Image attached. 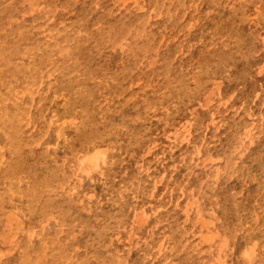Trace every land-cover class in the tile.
<instances>
[{
  "label": "rangeland",
  "instance_id": "rangeland-1",
  "mask_svg": "<svg viewBox=\"0 0 264 264\" xmlns=\"http://www.w3.org/2000/svg\"><path fill=\"white\" fill-rule=\"evenodd\" d=\"M0 262L264 264V0H0Z\"/></svg>",
  "mask_w": 264,
  "mask_h": 264
},
{
  "label": "bare ground",
  "instance_id": "bare-ground-1",
  "mask_svg": "<svg viewBox=\"0 0 264 264\" xmlns=\"http://www.w3.org/2000/svg\"><path fill=\"white\" fill-rule=\"evenodd\" d=\"M122 1L124 2V0H122ZM128 1H130V0H128ZM34 4H35V3H33V5H34ZM134 4H135V3H134ZM32 7H33V6H32ZM35 7H36V6H35ZM37 8H38V7H37ZM141 9H142V8H141ZM142 10H143V9H142ZM29 12H30V11H29ZM157 16H158V15H157ZM157 16H156V17H157ZM62 18H63V17H62ZM50 19H51V18H50ZM48 20H49V19H48ZM57 23H58V22H57ZM61 23H62V22H61ZM57 26H58V25H57ZM66 29H67V28H66ZM46 30H47V29H46ZM47 33H48V31H47ZM50 34H51V33H50ZM121 41H122V40H121ZM118 45H119V44H118ZM114 46H115V45H114ZM118 50H119V49H118ZM120 50H121V49H120ZM120 52H121V51H120ZM57 55H58V54H57ZM71 62H72V61H71ZM168 66H169V64H168ZM137 83H138V82H137ZM38 84H39V83H38ZM38 84H37V85H38ZM134 84H136V83H134ZM31 88H32V87H31ZM31 88H30V89H31ZM37 88H38V87H37ZM34 91H35V90H34ZM14 93H15V92H14ZM4 103H5V102H4ZM238 108H239V107H238ZM31 129H32V128H31ZM1 160H2V159H1ZM10 220H11V219H10ZM30 238H31V237H30ZM222 242H223V240H222ZM218 245H219V244H218ZM223 245H224V244H223ZM0 264H4V263H1V262H0ZM217 264H218V263H217Z\"/></svg>",
  "mask_w": 264,
  "mask_h": 264
}]
</instances>
